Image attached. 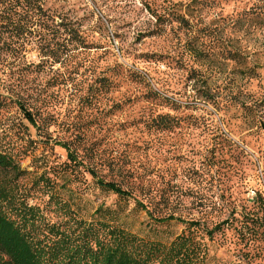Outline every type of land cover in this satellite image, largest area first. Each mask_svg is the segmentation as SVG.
Returning <instances> with one entry per match:
<instances>
[{
  "label": "rangeland",
  "instance_id": "374dc122",
  "mask_svg": "<svg viewBox=\"0 0 264 264\" xmlns=\"http://www.w3.org/2000/svg\"><path fill=\"white\" fill-rule=\"evenodd\" d=\"M45 6L77 35L59 64L35 68L39 57L28 46L25 64L8 66L43 119L37 134L14 103L0 109V149L27 173L22 184L46 168L63 169L58 143H68L104 182L128 193L120 197L81 167H65L57 193L85 219L100 207L125 230L163 242L186 226L158 219L207 229L228 219L211 240L196 231L205 264H264V239L247 244L232 221L264 187V118L252 117L264 107V0ZM9 69L0 67V78Z\"/></svg>",
  "mask_w": 264,
  "mask_h": 264
},
{
  "label": "trees",
  "instance_id": "16d2710c",
  "mask_svg": "<svg viewBox=\"0 0 264 264\" xmlns=\"http://www.w3.org/2000/svg\"><path fill=\"white\" fill-rule=\"evenodd\" d=\"M76 31L46 8L45 0H0V67L10 68L7 79L0 78V109L14 103L37 134L43 124L42 113L34 110L32 94L18 90L14 67L8 66L25 64L28 46L39 57L35 68L59 64L61 56L68 53V44L76 42ZM253 113L252 117L264 118V107ZM58 145L66 153L64 168H46L26 186L22 182L27 173L12 153L0 149V264H205L207 248L197 239L196 231L201 229L211 240L228 219L210 229L195 220L172 216L158 219L176 220L186 226L168 242L125 230L100 207L85 219L57 193L56 180L69 170L67 167H81L100 187L120 197L128 193L113 182H104L94 167H88L84 151L68 143ZM261 158L264 184V152ZM36 194H40L39 202L30 204L29 199ZM253 196L250 210L236 213L239 219H232L244 230L239 233L248 237L247 244L254 236L264 239V187ZM139 206L146 209L142 203Z\"/></svg>",
  "mask_w": 264,
  "mask_h": 264
}]
</instances>
